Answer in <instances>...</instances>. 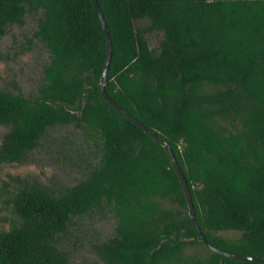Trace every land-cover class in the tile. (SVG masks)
<instances>
[{"label":"trees","instance_id":"16d2710c","mask_svg":"<svg viewBox=\"0 0 264 264\" xmlns=\"http://www.w3.org/2000/svg\"><path fill=\"white\" fill-rule=\"evenodd\" d=\"M99 3L113 40L108 94L170 143L206 238L264 257V0ZM38 12L34 38L51 62L38 97L0 90L9 129L0 163L25 161L56 126L86 130L102 152L63 193L24 183L12 194L16 219L0 232V264H70L61 235L103 206L116 235L96 247L94 264H263L204 246L165 147L102 96L108 39L93 0H0V39ZM154 31L164 33L157 50L146 36ZM197 244L205 255L189 253Z\"/></svg>","mask_w":264,"mask_h":264},{"label":"rangeland","instance_id":"374dc122","mask_svg":"<svg viewBox=\"0 0 264 264\" xmlns=\"http://www.w3.org/2000/svg\"><path fill=\"white\" fill-rule=\"evenodd\" d=\"M41 16L42 12L28 13L24 25H10L0 39V90L28 98L39 96L44 69L51 62L45 43L34 38ZM147 26V22L141 25ZM146 36L157 50L164 33L154 31ZM8 130L0 125V147ZM101 152L97 140L86 130L74 125L56 126L25 161L0 163V232L12 229L16 215L10 197L20 186L38 183L56 194L63 193L90 175L99 164ZM116 226L117 218L110 207H96L84 216L73 218L67 232L61 235L60 248L68 255L70 264L97 263L100 257L96 247L115 237ZM222 234L228 238L240 236L231 232ZM189 253L207 252L197 244L191 245Z\"/></svg>","mask_w":264,"mask_h":264},{"label":"water","instance_id":"95a60500","mask_svg":"<svg viewBox=\"0 0 264 264\" xmlns=\"http://www.w3.org/2000/svg\"><path fill=\"white\" fill-rule=\"evenodd\" d=\"M93 2L95 4V7H96L98 13H99L101 22L103 24V27H104V30L106 32L107 39H108V54H107V59H106L105 68H104V72L102 75L101 83L99 86L102 96L116 110H118L120 113H122L127 118L132 120L135 124H137L140 128H142L147 134H149L156 142L160 143L162 146L165 147V149L167 150V152L171 158L173 167L175 168V170H176V172L180 178L184 192L186 194V198H187L188 206H189V214H190L192 225H193L194 229L196 230L198 237L203 242L204 246L206 248H208L209 250H211L217 254H220L222 256L228 257V258L237 259V260H244V261L259 262V263L264 264V257H262V256H251V255H244V254L230 252V251L221 249V248L213 245L206 238V236L203 233V231H202V229L198 223V220H197L192 189L189 185V182H188V180H187V178L183 172V169L181 168V165L179 164V161H178L170 143L168 141L162 139L155 130L150 129L145 124H143L134 114H132L129 110L122 107L119 103H117L108 94L106 87L108 84V75H109V71H110V67H111V61H112V57H113V40H112V36H111L110 30H109L108 23H107V20L105 18L104 12H103L101 5L99 3V0H93Z\"/></svg>","mask_w":264,"mask_h":264}]
</instances>
